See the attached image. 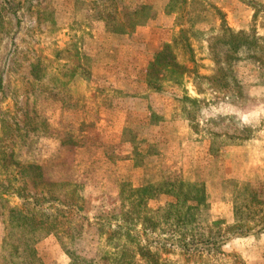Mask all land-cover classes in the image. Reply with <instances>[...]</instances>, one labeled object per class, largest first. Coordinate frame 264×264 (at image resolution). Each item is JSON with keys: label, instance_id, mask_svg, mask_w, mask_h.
Listing matches in <instances>:
<instances>
[{"label": "rangeland", "instance_id": "obj_1", "mask_svg": "<svg viewBox=\"0 0 264 264\" xmlns=\"http://www.w3.org/2000/svg\"><path fill=\"white\" fill-rule=\"evenodd\" d=\"M165 45L176 65L149 85ZM182 181L205 187L193 234L216 245L157 243L165 264H264V0H0V264L70 263L45 225L16 251L17 210L91 256L124 242L122 189Z\"/></svg>", "mask_w": 264, "mask_h": 264}, {"label": "trees", "instance_id": "obj_2", "mask_svg": "<svg viewBox=\"0 0 264 264\" xmlns=\"http://www.w3.org/2000/svg\"><path fill=\"white\" fill-rule=\"evenodd\" d=\"M248 39L249 36L244 33L229 34V42L233 43L232 48L234 50L243 44L255 46L259 40L258 38H251L248 41ZM170 51V46L165 45L149 64L147 68V83L149 85H152L149 77L161 70L172 69L176 65L171 60H166ZM69 186L74 189L72 192H75L84 185L81 183ZM157 199L164 202L161 204L162 206H158L156 210L150 209L148 202ZM119 201L120 212L116 219H120L122 225L118 227L116 235H118L117 238L124 239L122 244L119 243L113 248L102 249L91 256L81 255L76 250L69 248L64 235L70 239H76L77 235L73 229L62 230L61 227L64 224L61 217L53 214L40 216L34 213L30 218H27L24 212L17 210L13 214H15L18 222L17 227L21 230L17 239L16 251L23 252L27 246L35 244L41 235L38 233L43 225L50 233H55L59 238L61 247L70 259L69 264H165L161 259L159 250H152L157 246V243H160L158 247L160 246L162 251L166 252L168 248H179L187 254L192 252L203 253L206 251L204 249L206 245H216V240L212 235H200L201 241H198V238L193 234L200 228L199 218L208 208L205 187L202 184L183 181L175 184L163 182L131 189L127 196L124 195L122 189L119 192ZM139 225L143 226L142 231L135 232ZM26 226L28 227L27 231L24 230ZM173 226L176 231L169 228ZM122 229L124 233H122ZM165 229H169L168 232ZM156 232L158 235L169 234L168 240L142 244L140 239L142 234L148 237V234L154 235ZM20 264L43 263L39 259H33L29 262L23 259Z\"/></svg>", "mask_w": 264, "mask_h": 264}]
</instances>
